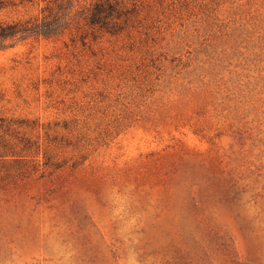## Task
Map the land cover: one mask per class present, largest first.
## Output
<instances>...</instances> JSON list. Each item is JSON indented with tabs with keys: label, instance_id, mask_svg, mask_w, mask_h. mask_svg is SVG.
I'll return each mask as SVG.
<instances>
[{
	"label": "rangeland",
	"instance_id": "obj_1",
	"mask_svg": "<svg viewBox=\"0 0 264 264\" xmlns=\"http://www.w3.org/2000/svg\"><path fill=\"white\" fill-rule=\"evenodd\" d=\"M99 1L0 0L69 9L0 50V264H264V0Z\"/></svg>",
	"mask_w": 264,
	"mask_h": 264
},
{
	"label": "trees",
	"instance_id": "obj_2",
	"mask_svg": "<svg viewBox=\"0 0 264 264\" xmlns=\"http://www.w3.org/2000/svg\"><path fill=\"white\" fill-rule=\"evenodd\" d=\"M108 7V8H107ZM68 8L58 4L56 8L46 7L44 16L35 22L10 23L0 25V50L29 38H49L58 35L64 28L68 17ZM115 6L100 0L90 12L88 21L92 25L107 26L106 21L112 15Z\"/></svg>",
	"mask_w": 264,
	"mask_h": 264
},
{
	"label": "clouds",
	"instance_id": "obj_3",
	"mask_svg": "<svg viewBox=\"0 0 264 264\" xmlns=\"http://www.w3.org/2000/svg\"><path fill=\"white\" fill-rule=\"evenodd\" d=\"M130 264H139V261L138 260H133V261H130Z\"/></svg>",
	"mask_w": 264,
	"mask_h": 264
}]
</instances>
